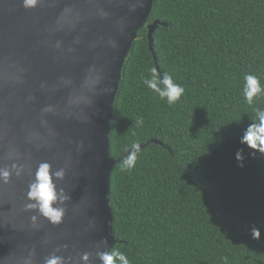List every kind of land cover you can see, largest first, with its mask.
Wrapping results in <instances>:
<instances>
[{"label": "trees", "instance_id": "16d2710c", "mask_svg": "<svg viewBox=\"0 0 264 264\" xmlns=\"http://www.w3.org/2000/svg\"><path fill=\"white\" fill-rule=\"evenodd\" d=\"M156 21L168 24L154 34L159 67L185 94L169 106L144 85L156 64L142 29L122 72L111 155L164 146L113 171L115 247L131 264H264V156L239 142L264 108V95L248 105L242 92L246 73L264 83V0H156Z\"/></svg>", "mask_w": 264, "mask_h": 264}, {"label": "water", "instance_id": "95a60500", "mask_svg": "<svg viewBox=\"0 0 264 264\" xmlns=\"http://www.w3.org/2000/svg\"><path fill=\"white\" fill-rule=\"evenodd\" d=\"M156 0H0V167L14 157L34 172L41 161L65 167L60 186L71 196L60 226L37 229L25 211L31 176L0 184V264H43L62 245L64 256L93 252L104 237L115 247L111 127L125 63L148 27ZM162 73V72H161ZM47 109V110H46ZM164 146L156 139L142 145ZM34 251V255L32 254Z\"/></svg>", "mask_w": 264, "mask_h": 264}, {"label": "clouds", "instance_id": "9594fccd", "mask_svg": "<svg viewBox=\"0 0 264 264\" xmlns=\"http://www.w3.org/2000/svg\"><path fill=\"white\" fill-rule=\"evenodd\" d=\"M39 3L40 0H22V7L25 10H33ZM243 81V97L248 105H253L257 97L264 95V83L259 76L252 73H246ZM143 83L169 106L176 104L185 94V88L177 83L171 74L161 73L156 67L149 70V75L143 79ZM253 111L254 116L250 118L252 122L244 130L239 142L250 149L249 154L255 158L257 153L264 156V108L256 107ZM136 123L142 124L143 121L137 120ZM140 151V143H133L128 155L121 161L122 167L128 170L135 168ZM10 159L12 163L0 167V184H11L14 176L21 179L27 172L31 179L27 185L24 209L31 213L32 225L38 229L40 223L46 221L52 226H60L66 217V204L71 200V196L60 186V182L66 178V168H54L48 161H41L32 172L29 166L14 157ZM235 159L237 166L242 169L246 159L243 148L237 150ZM250 235L253 240L259 241L260 228L251 226ZM66 249L67 245L57 247L43 258V264H93V252L83 251L78 256L66 257L60 254ZM32 254L34 255V251ZM94 255L99 264H131L125 252L114 246L109 247L107 237L97 243ZM223 261L228 264L227 257H224ZM28 264H31V260Z\"/></svg>", "mask_w": 264, "mask_h": 264}]
</instances>
